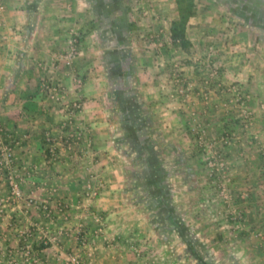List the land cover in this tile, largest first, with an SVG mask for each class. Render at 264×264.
I'll return each instance as SVG.
<instances>
[{
    "label": "crops",
    "instance_id": "obj_1",
    "mask_svg": "<svg viewBox=\"0 0 264 264\" xmlns=\"http://www.w3.org/2000/svg\"><path fill=\"white\" fill-rule=\"evenodd\" d=\"M4 2L0 124L19 142L14 171L22 197L0 179V264H66L74 251L83 264H198L188 238L197 230L213 249L237 243L231 253L240 264H264V241L253 236L264 229V0H196L189 51L169 44L176 0ZM77 35L69 67L57 58ZM207 54L222 67L214 84L205 77L213 67ZM44 81L63 88L61 102L44 92ZM235 84L247 95L257 140L241 134L223 153L235 184L249 182L253 201L249 232L234 244L227 225L204 221L221 211L213 192L201 188L209 155L192 118L207 122L211 134L243 131L230 122L240 114L232 105ZM74 102L83 109L71 125L67 106ZM78 130L91 147L69 151ZM92 175L105 188L89 200ZM223 250L217 253L228 256Z\"/></svg>",
    "mask_w": 264,
    "mask_h": 264
},
{
    "label": "rangeland",
    "instance_id": "obj_2",
    "mask_svg": "<svg viewBox=\"0 0 264 264\" xmlns=\"http://www.w3.org/2000/svg\"><path fill=\"white\" fill-rule=\"evenodd\" d=\"M204 56H205V59L207 58L206 60L209 59L210 63L212 61L211 65L213 64L212 66L214 67V68L212 67V70H210L205 77H207V80L208 79L210 80L207 82H209L210 84H212V83L214 84V82L216 81L215 79H218V77L221 75V68L222 67H220V65L216 62V59L214 56L210 57V56H208V54L204 55ZM203 62H205V61H203ZM202 67H204V66L202 65ZM213 71H217V72H219V74L217 76L212 77L211 74L213 73ZM198 73H201L202 76L204 74V72H198ZM235 85H237V84H235ZM241 92L243 93L244 96L247 97V95L244 93V91L242 89H241ZM232 93H233L232 94V96H233L232 99H233L234 95H235L233 89H232ZM228 105H229V103H228ZM232 105L236 106L240 112L239 115H238V113H235L233 116L232 115L230 116V117H234L235 120H236L237 116H238V119H241L243 125H239V128H240L239 130H241V129L242 130L244 129V130L240 131V133L236 132V131H231L229 129L230 131H228L227 132L228 134H226V135H224L223 133H220V132H217V133L213 132L211 134L208 131L207 122L201 120V118L199 116L192 118V124H193L192 133L195 135L198 143L201 146H203V148L205 150L204 155L206 156V158L208 155H209L208 158H211L216 151L221 152V153H225L226 149H227L226 147H229L233 141H236L237 138L241 134L242 135L246 134V136H249V138L248 137L246 138V141L253 142V141L257 140L256 138H254L253 134L250 135V131L252 128V123H253V121H252L253 115L250 118L251 124L249 125V127H246L247 122H246L245 118L242 117L241 106L236 104V103H234ZM245 105L249 108L248 100L246 101ZM223 139H225V141H223ZM224 158L228 164V166H227L228 168L227 169L225 168V170H220V171L215 170L213 173L214 174L213 177L209 176L211 174V170L209 168L208 161H206V163H207L206 168L208 171V175H207L206 180L201 182V184H202L201 188H204L207 191V193L213 192V194H214L213 198L216 199L215 202L213 203L214 204V210L216 209L217 210L216 212H218V211H221V212L215 213L216 218H214V217L210 218L206 214L207 218H205V219H207V220H204V221H208L209 219L210 220H216L215 222L219 223L221 226L227 225L228 227L226 228V230L227 231L229 230L228 232H230L231 237H232L230 242H234V244H235L239 240L238 238H240L241 233L249 232L246 230L248 222H249L248 216L250 215V213L248 212V210H250V209H248V208H249V206L251 207V205H249V204H251V202H253V201H252L251 197L249 196L250 191H247V189L249 190V188L247 187L249 182H243L242 183L243 186H241L240 184H238V185L235 184L236 182H235L234 176L232 174L233 169L235 167H233L234 165L232 164V162L229 159L226 158L225 155H224ZM203 184H204V187H203ZM236 187H238L241 190L237 191ZM206 188H208V189H206ZM224 189H226L225 193L227 192L226 194H228V196H229L228 200L224 196V193H223ZM207 198H210V197H206L205 199L207 200ZM203 199L204 198H201V200H203ZM216 205L219 206V208ZM260 205H261V207L263 206L262 209L264 210V201H262L260 203ZM263 210H261V212L264 215ZM236 218H238V219H236ZM200 219H201V217H200ZM179 220L183 224L184 223L188 224L187 219H186V222L183 221L181 218H179ZM163 224H165V223H163ZM202 231H204V229ZM165 232H166V230H164V233ZM195 232L199 233V231L197 230V231H191V234H188V238H189V242H190L189 244H191L190 247H193L194 250L196 248L197 253L201 257L204 258L205 262H207L208 264H240L241 261L234 260L233 259L234 255H232V253H231L234 250V248H235V251L237 250V246H239L237 243L234 246L232 245V247L231 246H229V247L218 246L219 248L213 249L216 246L211 245L212 242H210V243L208 242V243L204 244V241H200V238L196 235ZM169 233H170V231H169ZM254 233L255 234H253V236H255L257 239H260L261 241H264V239L259 235V234L264 233V229L255 230ZM167 234H166V236H167ZM170 235L175 236L176 240L178 239V234L176 232L170 233ZM200 236L203 237V235H200ZM196 239L199 240L200 243L199 242L196 243V241H195ZM205 242H206V240H205ZM263 244H264V242H263ZM184 248H186V246H184ZM187 248H188V246H187ZM220 249H225V250H223V252H226V253L228 252L229 255L228 256H220V254H218V253H222L219 251ZM189 251H191V250H189ZM193 262H194V259L192 258L191 260L187 261L186 263L189 264V263H193ZM197 262L199 264V260H197ZM245 264H247V263H245Z\"/></svg>",
    "mask_w": 264,
    "mask_h": 264
},
{
    "label": "built area",
    "instance_id": "obj_3",
    "mask_svg": "<svg viewBox=\"0 0 264 264\" xmlns=\"http://www.w3.org/2000/svg\"><path fill=\"white\" fill-rule=\"evenodd\" d=\"M5 11H6L5 2L4 0H0V15L4 14ZM169 44H172L171 39ZM78 45H79V37L77 35L71 39L69 44V49L58 56L57 58L58 61L65 63V65L69 67H72L78 55ZM155 47H165V43L156 42ZM218 74L219 72L213 71L211 76L214 77L217 76ZM81 83L82 82L80 81V84ZM42 87L44 92L48 93L49 98L54 102H61L63 100V94H62L63 88L60 85L54 84L49 81H44ZM188 90H189L188 88L181 87L179 90V94L186 96ZM233 91L235 95L232 101L233 103H236L241 106L242 117H244L247 122L246 127H249V125L251 124L250 118L252 116V111H250L249 108L245 105L247 101L246 99L247 97L243 95V93L241 92V88L237 85L233 87ZM67 108L70 114L68 123L72 125L73 118L75 117L76 114L82 111L83 104L81 102H74L73 104L68 105ZM67 125L68 124H64L65 127ZM76 132L72 133L69 140L67 141V149L69 151L73 150L72 152H74V144H79V143L83 144V142H85L88 147H91V142L89 140H85L83 132L81 130H78ZM50 141L51 139L49 140V142ZM223 141H225V139H223ZM17 145H19V142L11 140V136L8 134V132L5 130L2 124H0V179L6 176L13 196H15L16 198H21L22 179L18 178V176L15 174L14 171L15 161H16L15 150ZM48 149L51 154V159L56 161L59 157L57 146L53 144L50 145ZM208 163H209V168L211 170V174H210L211 177L214 176L213 173L215 170L220 171V170H225V168L226 169L228 168L227 167L228 164L224 158V154L218 151H216L211 158H208ZM104 188H105V183L101 180H97L96 176L92 175L91 179L87 182L85 187L87 199L92 200L98 198L101 195ZM225 191L226 189L223 190V193L225 198L228 200L229 196L228 194H226L227 192L225 193ZM31 204H35V201L32 200ZM97 220L99 221L100 218L97 217ZM259 235L264 239V233ZM66 264H83V259L80 252L74 251L70 255Z\"/></svg>",
    "mask_w": 264,
    "mask_h": 264
},
{
    "label": "trees",
    "instance_id": "obj_4",
    "mask_svg": "<svg viewBox=\"0 0 264 264\" xmlns=\"http://www.w3.org/2000/svg\"><path fill=\"white\" fill-rule=\"evenodd\" d=\"M176 3H177L179 17L177 20H175L172 23V28H171L172 44L174 46L181 48L183 51H189L190 47L192 46V43L188 39L187 29L190 21L197 16L198 4L196 0H176ZM232 121L235 124V126L243 125L241 119L235 120V118L232 119V117H230V122L232 123ZM227 132L228 131H225L223 132V134L226 135L228 134ZM192 252L195 253V250H192ZM196 255L199 259V264H207L206 262H204L203 257H201L198 253H196Z\"/></svg>",
    "mask_w": 264,
    "mask_h": 264
}]
</instances>
